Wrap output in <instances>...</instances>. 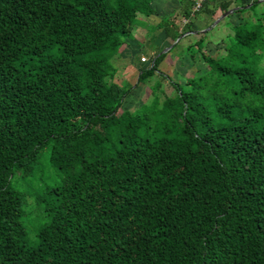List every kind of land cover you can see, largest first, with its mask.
Returning <instances> with one entry per match:
<instances>
[{"label":"trees","instance_id":"obj_1","mask_svg":"<svg viewBox=\"0 0 264 264\" xmlns=\"http://www.w3.org/2000/svg\"><path fill=\"white\" fill-rule=\"evenodd\" d=\"M150 2L0 0V264H264V14L198 47L207 71L172 95L157 51L150 98L117 116L133 86L111 58ZM42 157L59 178L40 190Z\"/></svg>","mask_w":264,"mask_h":264},{"label":"rangeland","instance_id":"obj_2","mask_svg":"<svg viewBox=\"0 0 264 264\" xmlns=\"http://www.w3.org/2000/svg\"><path fill=\"white\" fill-rule=\"evenodd\" d=\"M197 1V0H195ZM259 1V3L252 8V10H247L245 11V14L243 12V14H238L235 16H229L227 17V21H225V25L229 27V29L231 28V22H234L235 25L236 23H241L243 18L245 16L247 17H251V14H264V0H257ZM203 0L201 1V5H202ZM240 3L238 5H242L241 1H239ZM245 4H247L249 6V3L252 2V0H245L244 1ZM195 3V2H194ZM236 4V5H237ZM246 6V5H245ZM202 8H200L199 10H201ZM195 11L194 13L197 15L198 13H201V11ZM232 13V12H231ZM194 14V15H195ZM230 14V13H229ZM193 15V16H194ZM166 18V17H164ZM226 18V16H225ZM192 20H194V18L192 17ZM138 19L135 21V26L136 27L138 25ZM230 21V22H229ZM146 27H144L146 29V33L145 35L141 37H139V39L136 40L137 46L136 49H138L135 52V55L137 58H139V61L141 63H143V65L147 66L149 65L152 57L154 56L152 53L153 49L157 51H161V52H166L168 53V49H170V53L168 54H180L182 52H184V57L185 59H192L193 58H197L194 59L195 64L193 65V67L188 68L186 65H184V61H182L183 59L181 58L180 63H182V67L178 68L177 67V62L175 61L176 58L174 57V55L169 56L167 58V63H165L166 65H162V67L164 68V71L162 70V72H164L167 76H169V79L166 78L162 81L163 85H162V90L164 92V95H172L174 93V88L173 86H171V84L169 83L170 80H172V82H177L181 85L184 84V80L186 78L189 77H193L197 75V71L201 73H204L205 71H207L208 66L207 64L204 62L203 58H202V54L199 53L195 48H190V49H184V47L180 44L176 43V40L179 38H176L175 40V44L170 46H165L164 44H162V41L159 39V36L157 34L158 32V28L153 26V25H145ZM228 29V30H229ZM232 29V28H231ZM230 29L231 33H226L224 35V37L219 40L216 44H214V46H209V48L206 46L203 50V52L205 54H208L212 57H216L218 55H220L223 52V39H225L227 37V35H232V30ZM164 47H160L163 46ZM199 53V54H198ZM141 56H145L146 57V61H141L140 58ZM121 63H125V61H122L121 59H114L111 58V64L113 65V67L115 68V75L113 77V80L115 82H117L118 84L122 85V86H127L128 84L133 86L132 91L123 99V103L121 108L118 109L117 111V116L120 115L121 111L124 109H130V110H134L137 107H139L142 103L146 102L149 98H150V89L148 87V85L146 83H136L137 82V76L139 73V65H135V70H133L132 72H130V75L128 73L127 66L126 64L122 65ZM142 65V66H143ZM154 76H152L151 78L148 79L149 81H153ZM46 158L42 157L38 163H37V167L35 169V175L36 178L42 177L43 181L40 182V185H35L37 188L40 187L41 189H44L48 186L53 185L59 178L58 174L56 173V171L54 169H52L51 167L48 166ZM14 183H16V185H20V187H26V185L29 183V181L26 182H18V180H13ZM20 183V184H19ZM25 214L22 218L23 224L26 226L27 230H28V243L29 244H35L36 242V237L34 234V228L36 227V224L39 221H42V217H39L36 215L35 211H33V208L30 206H28L25 210Z\"/></svg>","mask_w":264,"mask_h":264},{"label":"crops","instance_id":"obj_3","mask_svg":"<svg viewBox=\"0 0 264 264\" xmlns=\"http://www.w3.org/2000/svg\"><path fill=\"white\" fill-rule=\"evenodd\" d=\"M239 1H241L242 4H245V0H203L201 7L202 9L199 10L201 11V13H198L196 15L194 12H192L195 0H151L150 5L154 13L147 16L138 14V25L133 28L131 37L125 39V43L118 49V52L112 58L125 61V63L121 64H126V70L128 71L129 75L130 72L135 70V65H139V67L140 65L142 66L143 63H141L139 61V58L136 57L137 54L135 55V52L138 50L136 49V40L139 39V37L142 38V36L145 35V25H153L156 27L164 17L169 19L170 26L172 24L177 26V31H182L183 33L176 40L173 39L172 36L167 35L164 28L157 29V34L159 36V39L162 41V44H164L165 46L171 45L172 47V45L175 44L176 40V43L182 45L184 49H190L189 46H191V48H195L197 50L199 47L203 52L206 46L208 48L209 46H214V44L221 40L227 32L231 33L229 27L224 23L225 21H227L226 19L229 16L243 14V12H234V10L241 7V5H238L240 3ZM225 6H227V9L224 10ZM229 9H233V12L225 15V18L223 14ZM187 13L190 14L189 18L186 17ZM192 17L194 18V20H192ZM217 18H219L218 22L216 24H213V22ZM186 19L187 21L185 22ZM231 24L235 25L234 22H231ZM199 39L201 40V42L199 45H197V42L199 43ZM164 45L160 47H164ZM168 53H170V49H168ZM168 53H166L164 59L158 65V68L161 71H164L162 65H166L165 63H167V58L169 56L172 57V55H174V57L176 58L175 61L178 63V68L182 67V63H180L181 58L185 63L184 65H186L188 68L193 67V65L195 64L194 59L197 60V58H193V60L191 58L188 60L185 59L183 55L184 52L180 54ZM151 54L155 55L156 50L153 49Z\"/></svg>","mask_w":264,"mask_h":264},{"label":"built area","instance_id":"obj_4","mask_svg":"<svg viewBox=\"0 0 264 264\" xmlns=\"http://www.w3.org/2000/svg\"><path fill=\"white\" fill-rule=\"evenodd\" d=\"M201 1L202 0H197L195 1L194 5H193V8H192V12H195V11H198L202 5H201ZM187 21V19L185 20V22ZM140 60L143 62V61H146V57L145 56H141Z\"/></svg>","mask_w":264,"mask_h":264},{"label":"water","instance_id":"obj_5","mask_svg":"<svg viewBox=\"0 0 264 264\" xmlns=\"http://www.w3.org/2000/svg\"><path fill=\"white\" fill-rule=\"evenodd\" d=\"M231 12H233V9H229V10H227L226 12H224L223 16H225V15L231 13ZM218 20H219V18H217V19L213 22V24H216V23L218 22Z\"/></svg>","mask_w":264,"mask_h":264}]
</instances>
